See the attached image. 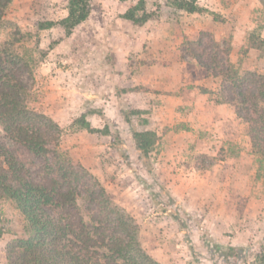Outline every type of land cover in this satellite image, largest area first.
I'll use <instances>...</instances> for the list:
<instances>
[{
  "label": "rangeland",
  "instance_id": "374dc122",
  "mask_svg": "<svg viewBox=\"0 0 264 264\" xmlns=\"http://www.w3.org/2000/svg\"><path fill=\"white\" fill-rule=\"evenodd\" d=\"M137 1L91 0L89 16L71 26L64 18L72 0H12L0 16V49L13 43L31 60L30 105L59 123L61 152L93 173L114 202L134 217L141 245L154 259L162 264H234L233 257L211 258V249L200 247V236L209 234L222 248L258 249L264 237V155L253 152L240 118L226 123L228 135L214 122L199 121L197 127L186 109L172 112L168 124L156 125L152 118L154 104L163 103L158 93L174 95L197 77L189 65H181L180 46L188 40L178 42V32L225 27L220 41L232 45L234 64L241 71L264 72V7L259 0H201L216 9L191 13L169 7L166 0H147L152 18L137 25L123 17ZM210 30L205 31L214 36ZM89 108L97 113L83 116ZM131 109L142 110L132 117L137 128L159 134L150 153L153 173L175 204L190 214L187 229L170 209L164 211V199L154 197L140 179L147 174L120 156L109 135L82 127L84 118L98 129L116 123L128 147L120 111ZM153 189L159 190L158 185ZM0 228L6 245L24 234L23 215L8 198H0ZM253 260L250 254L248 261L235 264ZM0 263L8 264L2 247Z\"/></svg>",
  "mask_w": 264,
  "mask_h": 264
},
{
  "label": "trees",
  "instance_id": "16d2710c",
  "mask_svg": "<svg viewBox=\"0 0 264 264\" xmlns=\"http://www.w3.org/2000/svg\"><path fill=\"white\" fill-rule=\"evenodd\" d=\"M11 1L0 0V16ZM90 1L72 0L64 21L75 26L85 20L91 10ZM259 1L264 7V0ZM166 4L191 13L204 10L198 0H166ZM146 5L147 0H138L123 13L124 19L145 24L152 18ZM180 51L182 58L195 59L219 80L215 101L234 107L246 124L253 152L264 155V72L241 71L230 59L232 45L216 40L207 31H201L196 40L184 41ZM33 79L31 60L13 43L0 49V198L10 199L24 218L23 236H16L6 245L8 264H162L142 247L134 217L114 202L93 173L61 152V126L30 105ZM140 112L120 111L126 125L123 130H128V147L116 123H107L104 129L93 127L85 118L81 123L89 131L109 135L120 156L130 165L134 161L147 174L140 179L154 197L164 199V211L170 209L187 229L190 214L175 204L174 197L153 173L150 153L159 135L154 129L136 127L132 117ZM96 113L89 108L83 116ZM154 185L159 190L153 189ZM3 233L0 228V238ZM199 245L210 248L209 255L215 260L233 257L235 264L241 259L248 261L252 254L254 260L249 264H264V237L257 250L234 245L222 248L207 233L200 236ZM191 249L199 260L195 244Z\"/></svg>",
  "mask_w": 264,
  "mask_h": 264
},
{
  "label": "crops",
  "instance_id": "0c3cea01",
  "mask_svg": "<svg viewBox=\"0 0 264 264\" xmlns=\"http://www.w3.org/2000/svg\"><path fill=\"white\" fill-rule=\"evenodd\" d=\"M198 5L202 8L205 7L213 10L216 9V7L210 5L209 3H201V0H198ZM206 29H211L210 31L214 34L215 39L218 41L222 40V37L228 30L224 27L222 28V31H220L218 26L215 29L211 26H207L203 30H200L199 27H194L192 30H190L191 34H189V32L186 33L183 31L178 32L175 34L176 36H174L178 38V42H183L184 39L196 40L198 38V33L205 31ZM152 37H154V39H158L159 35H152ZM186 58L188 57L182 58L183 62L181 65H184V67L189 65V71H193V73H195L197 76L196 79H189V82L194 84H192V86L189 88L178 87V91L174 90L177 91L174 95H166L164 93H158L154 91V93H158L157 100L161 98L163 103L154 104V115L152 119L157 121L156 125H163L164 123L168 124L170 123L169 117L171 116L172 112H176L177 109H186V111L189 113L187 118L189 120H193V124L197 125V127L200 125L199 121H202L201 123H207V121L210 123L214 122L215 126L221 130L222 134L228 135L225 129L226 123L236 122L238 120V116L234 110V107L227 103L216 102L215 99L211 97L210 91L217 89L218 83L216 78L204 70V68L199 65L196 60H194L195 62H189L186 60ZM230 59L233 63H236V58L234 59L233 53H231ZM200 86H203L204 88L202 89ZM180 118L183 119L184 117L180 116ZM0 247L3 249L5 248L6 250V244L5 242H1V238Z\"/></svg>",
  "mask_w": 264,
  "mask_h": 264
}]
</instances>
